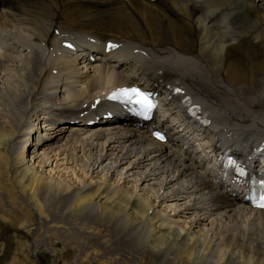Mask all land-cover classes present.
I'll list each match as a JSON object with an SVG mask.
<instances>
[{
    "label": "bare ground",
    "instance_id": "1",
    "mask_svg": "<svg viewBox=\"0 0 264 264\" xmlns=\"http://www.w3.org/2000/svg\"><path fill=\"white\" fill-rule=\"evenodd\" d=\"M154 1L0 0V221L18 220L34 244L54 232L74 239L76 264H264V211L214 189L222 176H206L182 138L192 130L176 111L184 95L153 121L174 148L123 127L119 111L88 128L113 110H90L106 89L176 86L213 111L200 135L210 153L249 165L264 155L254 151L264 139V0H248L247 27L214 33L206 22H224L242 0ZM108 40L121 47L104 54Z\"/></svg>",
    "mask_w": 264,
    "mask_h": 264
},
{
    "label": "rangeland",
    "instance_id": "2",
    "mask_svg": "<svg viewBox=\"0 0 264 264\" xmlns=\"http://www.w3.org/2000/svg\"><path fill=\"white\" fill-rule=\"evenodd\" d=\"M59 1L60 0H56V2ZM173 50L176 51L175 48H173ZM34 122H32V126H36V121ZM61 124H64V122L58 123L56 127L61 126ZM97 127L98 126H93V128H88L94 130ZM88 134L89 133H85L83 137ZM64 140L65 138L62 139L59 145H61ZM31 146L29 145L27 148ZM81 165L83 166L84 164L82 163ZM52 166H54V164ZM80 174L81 172L79 174L75 173L74 177L84 176ZM64 177L65 176H62V178ZM67 178L71 179L72 177L68 176ZM73 181L75 180L73 179ZM15 214L18 216V212ZM9 217L12 216L10 215ZM7 220L8 222L0 221V249L2 248L0 253V264H76L77 258L74 251L67 249L68 244L76 242L74 239L67 242L63 233L54 232L50 235L49 241L40 238L39 242L35 243V246L32 237L27 235L25 230L18 229V220H15V222L12 221L11 218H7ZM50 253L55 256L54 259L50 258Z\"/></svg>",
    "mask_w": 264,
    "mask_h": 264
},
{
    "label": "snow or ice",
    "instance_id": "3",
    "mask_svg": "<svg viewBox=\"0 0 264 264\" xmlns=\"http://www.w3.org/2000/svg\"><path fill=\"white\" fill-rule=\"evenodd\" d=\"M71 47V45H68ZM110 47H115L111 45ZM177 92H180V89H176ZM112 100H121L124 103L132 106V110L136 112V114L142 116L144 119H149L150 114L153 109L156 107L151 94L141 91L136 87L131 88H121L112 92L109 97ZM157 138L163 139L159 133L155 134ZM229 163H233V161H229ZM240 175H244L243 169L239 170ZM261 185L264 186V181H261ZM256 206L264 208V192H261L256 198Z\"/></svg>",
    "mask_w": 264,
    "mask_h": 264
}]
</instances>
